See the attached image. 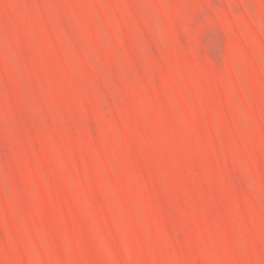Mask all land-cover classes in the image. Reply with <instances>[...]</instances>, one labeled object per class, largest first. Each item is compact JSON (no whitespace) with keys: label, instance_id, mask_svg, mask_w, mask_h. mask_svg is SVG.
<instances>
[{"label":"rangeland","instance_id":"374dc122","mask_svg":"<svg viewBox=\"0 0 264 264\" xmlns=\"http://www.w3.org/2000/svg\"><path fill=\"white\" fill-rule=\"evenodd\" d=\"M0 264H264V0H0Z\"/></svg>","mask_w":264,"mask_h":264}]
</instances>
